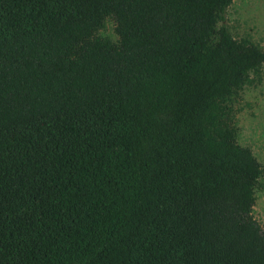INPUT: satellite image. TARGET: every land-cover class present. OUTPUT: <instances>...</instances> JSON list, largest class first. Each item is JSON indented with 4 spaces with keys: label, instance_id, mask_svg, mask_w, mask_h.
<instances>
[{
    "label": "trees",
    "instance_id": "obj_1",
    "mask_svg": "<svg viewBox=\"0 0 264 264\" xmlns=\"http://www.w3.org/2000/svg\"><path fill=\"white\" fill-rule=\"evenodd\" d=\"M231 3L0 0V264H264Z\"/></svg>",
    "mask_w": 264,
    "mask_h": 264
},
{
    "label": "rangeland",
    "instance_id": "obj_2",
    "mask_svg": "<svg viewBox=\"0 0 264 264\" xmlns=\"http://www.w3.org/2000/svg\"><path fill=\"white\" fill-rule=\"evenodd\" d=\"M224 23L236 39H249L264 47V0H232ZM115 27L116 22L110 18L100 34L117 40ZM231 104L230 117L238 129V143L252 149L262 168L253 216L264 230V65L250 72Z\"/></svg>",
    "mask_w": 264,
    "mask_h": 264
}]
</instances>
